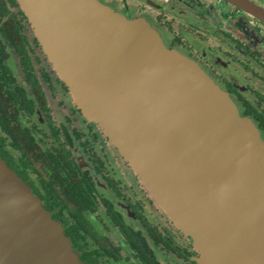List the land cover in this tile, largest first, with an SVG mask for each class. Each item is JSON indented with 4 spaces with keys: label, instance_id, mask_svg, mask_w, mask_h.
<instances>
[{
    "label": "water",
    "instance_id": "water-1",
    "mask_svg": "<svg viewBox=\"0 0 264 264\" xmlns=\"http://www.w3.org/2000/svg\"><path fill=\"white\" fill-rule=\"evenodd\" d=\"M17 1L75 104L194 239L198 263L264 264V139L229 93L145 19L100 0ZM0 264H88L1 156Z\"/></svg>",
    "mask_w": 264,
    "mask_h": 264
},
{
    "label": "flooded vegetation",
    "instance_id": "flooded-vegetation-1",
    "mask_svg": "<svg viewBox=\"0 0 264 264\" xmlns=\"http://www.w3.org/2000/svg\"><path fill=\"white\" fill-rule=\"evenodd\" d=\"M101 1L130 18L144 17L158 27L167 46L200 61L264 137L263 18L228 0ZM250 1L264 10L263 0ZM42 63L41 57L35 61L34 71L46 108L41 109L37 100L34 112L24 114L17 125L5 127L0 122V137L8 164L63 224L75 251L88 264H199L193 242L169 216L160 211L156 221L153 200L131 168L123 166L119 149L100 126L87 120L82 130L68 124V117L55 121L49 105L57 83ZM13 67L28 87L22 69L17 63ZM71 103L66 104L79 113ZM118 161L141 196L125 191Z\"/></svg>",
    "mask_w": 264,
    "mask_h": 264
},
{
    "label": "trees",
    "instance_id": "trees-1",
    "mask_svg": "<svg viewBox=\"0 0 264 264\" xmlns=\"http://www.w3.org/2000/svg\"><path fill=\"white\" fill-rule=\"evenodd\" d=\"M28 29V18L18 1L0 0V122L5 127L11 122L17 125L24 114L34 112L37 100L41 109L46 108V98L34 71V62L40 60L37 48L41 44L36 36L29 35ZM13 63L24 72L28 87L19 80ZM4 145L5 140L0 137V156L10 164Z\"/></svg>",
    "mask_w": 264,
    "mask_h": 264
},
{
    "label": "rangeland",
    "instance_id": "rangeland-1",
    "mask_svg": "<svg viewBox=\"0 0 264 264\" xmlns=\"http://www.w3.org/2000/svg\"><path fill=\"white\" fill-rule=\"evenodd\" d=\"M101 1V0H100ZM264 1V0H263ZM102 2V1H101ZM103 3V2H102ZM32 4H34L31 8V10L33 11V13L35 14V16H36V18H37V24L39 25V27H41V25H42V20H39V18H38V13H39V11H38V9H37V7H36V5L38 4V3H36L35 4V2L33 1L32 2ZM105 5H107L108 7H110V8H112V10H114L115 12H117V13H119V14H121V15H123V16H126L125 14H123L122 12H120V11H118V10H116L115 8H113V6H111V5H109V4H107V3H104ZM127 18H129V19H145L144 17H133V18H130V17H128V16H126ZM146 20V19H145ZM28 26H29V30H28V33H29V35L32 37V36H35V33H34V30H33V28H32V25H31V23L29 22V20H28ZM159 34H160V36L162 37V39H163V36H162V33H161V31H159V29H157V28H155V27H153ZM172 29H173V31H175V28L172 26ZM174 33H176V31L174 32ZM163 41H164V39H163ZM164 43H165V45H166V42L164 41ZM41 44V43H40ZM167 46V45H166ZM168 47V49L170 48V49H175V50H177V51H179L181 54H183V55H185V56H187V57H189L190 59H192L194 62H196V63H198L199 65H200V61H198L197 59H195L194 57H191V56H189V55H187V54H185L183 51H182V49H180V48H178V47H169V46H167ZM38 54H39V56L41 57V62H43L42 63V65L43 66H45L49 71H51V76H52V78L54 79V81H55V84L57 83V85H56V93H55V95H54V97L53 98H50V107L53 109V114H54V118H55V121L57 122V123H61V121L64 119V117H68V118H70L71 119V121H70V123H68V124H70L71 126H76L77 128H81L82 130H85V128H83L82 126L83 125H86L87 124V120H88V118L82 113V111H81V109L80 108H78V106L75 104V101H74V98L72 97V95H71V93H70V89H69V87H68V85L65 83V81L64 80H62L60 77H59V75L57 74V71L54 69V67H53V64H52V62L48 59V57H47V54L45 53V51H44V49H43V46H42V44L40 45V47L38 48ZM194 53H196V51H194ZM201 66V68L206 72V74L217 84V85H219L224 91H226V92H228L227 90H225L223 87H222V85H220L219 83H217L216 82V80L208 73V70L207 69H205V68H203L202 67V65H200ZM59 82V83H58ZM60 82H62V83H60ZM63 83H64V85H63ZM67 88V89H66ZM229 93V92H228ZM229 95H230V93H229ZM230 97L232 98V96L230 95ZM233 99V98H232ZM233 101H234V99H233ZM61 102H62V104H61ZM71 102H73L74 103V106H75V108L76 109H78L80 112L79 113H73L72 112V109L69 107V106H67V104L68 103H71ZM67 103V104H66ZM235 103H236V101H235ZM72 104V103H71ZM236 105L238 106V104L236 103ZM56 111L58 112V113H56ZM240 114H241V111H240ZM242 115V114H241ZM243 116H245V115H243ZM246 117H248V116H246ZM252 121H253V123L256 125V127H257V124H256V122L251 118V117H249ZM74 119V121L72 122V120ZM90 121V120H89ZM68 122V121H67ZM92 123H95L97 126H99V124H97L96 122H94V121H91ZM258 128V127H257ZM102 134L103 135H106L104 132H102ZM261 134V133H260ZM261 136H262V138L264 139V137H263V135L261 134ZM108 137V136H107ZM110 140V139H109ZM121 156L123 157V155L121 154ZM124 158V157H123ZM119 162V161H118ZM121 163L123 164V166L124 165H128L130 168H131V172H132V174H133V176L134 177H136L138 180H139V182H140V184H142V186H143V189L147 192V194L150 196V198L153 200V202H154V207H155V209H153V214H154V217H155V219H156V221L157 220H160L159 218H160V215H158L159 213H160V211H163L164 212V214L165 215H167L168 216V214L163 210V208L160 206V204L156 201V199L153 197V195L149 192V190L146 188V186L144 185V183L142 182V180L140 179V177L136 174V172L132 169V167L130 166V164L127 162V160L124 158V161H121ZM119 166H120V169H121V171H118V174L119 175H121V172H122V174H123V176H125L124 178L122 177V180H123V187H125L126 189H128V191L127 190H125L126 192H128V194H132V191H134V192H137L138 191V193L137 194H139V196H141L142 195V193L140 192V190H139V187H137L136 185H134V182L125 174V171L123 170V167H122V165L120 164V162H119ZM131 191H130V190ZM139 198H141V197H139ZM164 217V216H163ZM170 218V217H169ZM164 220V218H162V221ZM171 220V219H170ZM63 225V224H62ZM175 225V224H174ZM64 227V226H63ZM177 229L181 232V233H183L185 236H186V238H187V241H191V242H193V249H195L197 252H198V254H199V256L197 257V258H199L200 257V253H199V251L197 250V247H196V245H195V243H194V239L190 236V235H187L184 231H182L181 229H179L178 227H177ZM74 249V248H73ZM75 250V249H74ZM173 256V255H172ZM106 264H110V263H106Z\"/></svg>",
    "mask_w": 264,
    "mask_h": 264
}]
</instances>
